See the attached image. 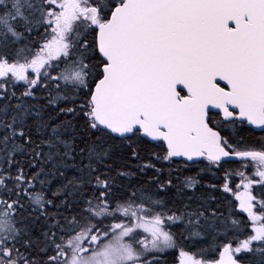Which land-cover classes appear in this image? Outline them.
Segmentation results:
<instances>
[{
  "label": "snow or ice",
  "instance_id": "6c2138e0",
  "mask_svg": "<svg viewBox=\"0 0 264 264\" xmlns=\"http://www.w3.org/2000/svg\"><path fill=\"white\" fill-rule=\"evenodd\" d=\"M0 264H264V0H0Z\"/></svg>",
  "mask_w": 264,
  "mask_h": 264
},
{
  "label": "trees",
  "instance_id": "16d2710c",
  "mask_svg": "<svg viewBox=\"0 0 264 264\" xmlns=\"http://www.w3.org/2000/svg\"><path fill=\"white\" fill-rule=\"evenodd\" d=\"M169 260L171 261V256L169 257Z\"/></svg>",
  "mask_w": 264,
  "mask_h": 264
}]
</instances>
